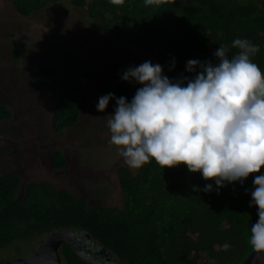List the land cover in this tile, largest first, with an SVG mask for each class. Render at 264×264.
Here are the masks:
<instances>
[{"label": "trees", "instance_id": "obj_1", "mask_svg": "<svg viewBox=\"0 0 264 264\" xmlns=\"http://www.w3.org/2000/svg\"><path fill=\"white\" fill-rule=\"evenodd\" d=\"M54 1L58 0H11L22 16ZM68 1L72 5L86 2L89 17L98 19L97 30H110L117 43L128 40L153 54L163 75L173 82L195 75L185 70L190 59L217 63L214 53L219 45H229V55L235 53L231 42L237 38L259 45L252 60L264 72V7L257 0H168L159 7L145 6L144 0H125L120 6L110 0ZM19 55L15 49V58ZM55 75L52 67H38L31 85L42 86ZM122 76L103 82L100 93H114L130 102L142 85ZM81 104L77 97L62 92L52 111L53 130L60 132L76 124ZM11 116V110L0 105V118ZM66 163L55 149L53 168L62 169ZM116 171L121 207L90 203L47 181H30L18 194L20 175L1 173L0 248L36 235L42 243L53 231L74 229L87 232L115 264H239L253 250L248 239L258 210L250 206L251 191L255 176L264 174V168L250 174L243 184L225 182L219 192L214 180H205L184 164L163 169L153 159L135 172L125 165H117ZM207 184L213 185L209 192L203 190ZM225 243L230 245L227 251L222 250ZM58 253L61 264H90L66 243Z\"/></svg>", "mask_w": 264, "mask_h": 264}, {"label": "rangeland", "instance_id": "obj_2", "mask_svg": "<svg viewBox=\"0 0 264 264\" xmlns=\"http://www.w3.org/2000/svg\"><path fill=\"white\" fill-rule=\"evenodd\" d=\"M87 8L86 2L58 0L22 16L11 0H0V105L12 112L11 117L0 118V174L20 175L18 194L30 181H47L90 203L121 207L116 167L127 165L109 143L107 126L116 100L97 111L104 96L99 86L131 66L158 61L128 40L117 43L110 30H97L98 19L89 17ZM15 49L20 51L18 58ZM42 66L52 67L56 75L34 87L32 73ZM64 91L81 100L80 117L73 126L55 132L52 111ZM55 149L67 160L62 169L51 164ZM40 237L0 248V259L28 255Z\"/></svg>", "mask_w": 264, "mask_h": 264}, {"label": "clouds", "instance_id": "obj_3", "mask_svg": "<svg viewBox=\"0 0 264 264\" xmlns=\"http://www.w3.org/2000/svg\"><path fill=\"white\" fill-rule=\"evenodd\" d=\"M125 0H110L123 5ZM168 0H144L157 6ZM219 45L217 63L190 59L183 76L173 82L163 75L160 64L145 61L129 67L122 79L143 85L129 102L108 93L99 98L103 112L116 100L114 114L107 121L109 143L115 145L125 164L139 169L151 160L161 167L187 166L214 180L216 190L225 182L243 184L250 174L264 168V72L253 62L259 45L248 39ZM187 81L186 86L184 82ZM250 206L257 207L258 220L251 225L248 243L259 255L264 253V174L253 180ZM212 184L203 189L209 192ZM248 191L247 189L245 190ZM230 245L225 243L222 250Z\"/></svg>", "mask_w": 264, "mask_h": 264}, {"label": "water", "instance_id": "obj_4", "mask_svg": "<svg viewBox=\"0 0 264 264\" xmlns=\"http://www.w3.org/2000/svg\"><path fill=\"white\" fill-rule=\"evenodd\" d=\"M257 1L264 7V0ZM40 242L30 254L0 259V264H61L58 248L62 243L68 244L80 258L90 264H115L111 254L103 246L95 244L85 231L60 229L51 232L42 243ZM88 247L97 250L92 253ZM239 264H264V253L258 255L252 250Z\"/></svg>", "mask_w": 264, "mask_h": 264}, {"label": "flooded vegetation", "instance_id": "obj_5", "mask_svg": "<svg viewBox=\"0 0 264 264\" xmlns=\"http://www.w3.org/2000/svg\"><path fill=\"white\" fill-rule=\"evenodd\" d=\"M93 242H94V241H93ZM95 244H96V243H95ZM95 244H94V245H95ZM90 246H91V244H90ZM97 247H98V246H97ZM88 248H89V250H90L92 253H93L94 251H96V250H97V248H95V250H94V249H93V250H91V249H90V247H88Z\"/></svg>", "mask_w": 264, "mask_h": 264}]
</instances>
